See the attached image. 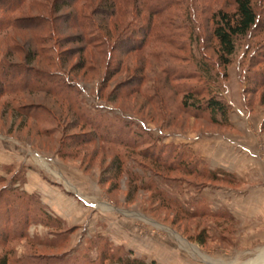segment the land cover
Segmentation results:
<instances>
[{
	"label": "rangeland",
	"instance_id": "374dc122",
	"mask_svg": "<svg viewBox=\"0 0 264 264\" xmlns=\"http://www.w3.org/2000/svg\"><path fill=\"white\" fill-rule=\"evenodd\" d=\"M28 1L18 15L42 16L49 23L44 30L0 34V59L27 64L30 51L35 49L33 39L49 36L53 26L57 27L58 32L46 44L54 47L50 51L54 60L35 56L28 63L31 67L54 70L61 61L60 54H71L66 70L80 84L83 104L93 111L103 109L111 118L118 115L117 127L126 131L121 134L118 129L124 138H131L127 133L131 128L145 133L143 128L148 127L157 147H182L193 165L201 160L203 169L226 173L210 178L206 170L198 175L199 171L194 174L160 167L145 153L148 144L130 150L92 141L86 135L91 128L78 123L66 102L45 93L0 94V237L7 231L2 230L7 227L3 210L7 200H14L15 205L21 201L25 208L38 201L50 214L40 195L25 186L32 169L41 170L48 183L59 180L69 193L77 191L99 204H93L82 225L64 222L65 228L74 229L61 247L42 246L24 237L10 240L0 245V263L12 250L9 264H17L14 259L18 256H77L80 252L93 261L88 264H100L96 237L103 236L122 252H117L120 260L110 259L103 264H132L124 244H116L102 233L110 231L112 222L122 232L129 231L128 239L134 241L144 237L155 246L159 239L187 249L194 246L199 258L208 264H264V82L260 80L264 60L253 61L264 51V0H253L259 26L246 37L237 38V50L228 67L220 64L213 15L220 10L234 13V0H186L166 16L174 20V26L158 28L169 36L151 40L146 48H132L130 36L126 37L130 30L124 31V25L134 20L133 5L124 20L108 16L106 22H101L108 43L92 47L76 41L78 32L62 21L73 7L54 14L58 0ZM98 1L89 0L83 7L85 1L80 0L75 7L82 6L83 12L90 15ZM118 23L122 25L115 28ZM202 64L210 66L211 74H204ZM188 93L203 103L215 96L229 104V124L213 123L206 114L193 115L194 110L184 107ZM28 107H43L52 114L37 121L24 114ZM142 135L139 141L148 140L147 133ZM131 136L136 140L134 133ZM117 151L130 156L128 165L142 176L140 179L132 181L124 170L116 175ZM61 172L77 188L68 186ZM14 193L23 195L21 200L13 199ZM230 202L237 208L246 205L254 213L239 219L229 212ZM257 211L261 212L259 217ZM38 219L34 216L28 234L50 237V226Z\"/></svg>",
	"mask_w": 264,
	"mask_h": 264
},
{
	"label": "trees",
	"instance_id": "16d2710c",
	"mask_svg": "<svg viewBox=\"0 0 264 264\" xmlns=\"http://www.w3.org/2000/svg\"><path fill=\"white\" fill-rule=\"evenodd\" d=\"M27 1L28 0H0V34L12 30L30 29L38 31L45 29L46 25L49 23L48 19L42 16L20 17L18 15V12ZM79 1L80 0H58L53 8L54 14H57L62 12L64 8H68L69 10L73 7V10L63 16L62 21L68 24V29L76 30L79 33H77L76 41L80 40L85 45L92 47L107 45L109 39H106V35V37L104 36L101 22H106L108 16L110 18L117 17L116 20H118V18L124 20L126 16L130 14L131 6L133 5L134 9L131 13L134 14V20L131 24L124 25V31L127 32L130 30L126 37L130 36L129 41L132 40L131 43L133 42V44H131L132 48H146L151 40H162L169 36L159 31L158 28H167L170 25L174 26V20L166 16H170L173 10L179 7L181 3L184 5L186 0H99L98 5H96V8L90 15L83 12L82 6L79 8L75 7V4ZM84 1L85 4L83 7L88 4L87 1L89 0ZM28 2L36 3L38 1L29 0ZM234 2L236 4L234 13L220 10L213 15L215 23L213 33L218 41L220 64L224 67H228L231 64L232 57L236 53L237 38L246 37L257 28L260 23V18L254 8L253 0H234ZM100 16H104V18H100ZM120 25L122 24L118 23V26H115V28ZM57 32V27L53 26V31L49 36H39L33 39L35 49L32 52L30 51L28 63H32L35 56H43L49 60H54L52 59L53 56L50 55V51H52L54 47L50 48V46L46 44L54 38L53 36ZM138 35H140V37H138ZM13 48L17 49V46L14 45ZM69 55L71 54L65 53L64 57H61L60 54L61 61L59 66L54 70H40L31 67L28 63L16 64L6 58L0 59V94H20L26 92L45 93L56 98L59 102H66L69 104V109L76 117L78 123H83L84 126L91 128L92 131L86 135L91 137L92 141L96 142L101 140L104 143L110 144L113 148L124 147L130 148V150H135V148L141 144H148L149 147L145 150V153L160 167L181 169L194 174H196V171H199L198 175H201V173L206 170L205 173L208 174L207 176L210 178H219L218 176L220 173H226L223 170L210 169L209 167L203 169L199 165L201 160H199V163H196V165H193L191 161H188V152H183L184 149H182V147L179 148L174 145L164 144L157 147L156 141L152 139L150 135V133L152 135L153 133L148 127L145 129L143 128L145 133H138L136 129L131 128L127 131L131 138H128L129 136L124 138L121 134L126 133V131L123 127H117L118 119H116V117H118V115H112L111 118L107 112L102 111L103 109L93 107L96 110L93 111L92 107L83 104L84 98H82V88L74 75L66 70V63L69 61ZM260 60H264V51L253 59L254 62ZM202 68L205 70V75L211 74L212 71L209 65L202 64ZM260 80L264 82V75L260 76ZM192 93H188L185 96L184 107L194 110L193 115L203 116L206 114L205 116H209L213 123L229 124V104L215 96H211L203 103ZM48 113L52 114L51 111L43 107H28L24 114L33 117L34 120L43 121L44 119H48ZM113 117L115 119H113ZM124 122L125 126H127V122L125 120ZM118 129H120L121 134ZM132 133H134V136L138 139L136 138L135 140V138L131 136ZM146 133L148 135V140L139 141L143 139L142 134ZM130 154H132V152H130ZM191 155L197 156L195 153H191ZM127 157L130 156L122 155L117 151L115 160L116 175H119L124 170L132 178V181L140 179L142 176L136 173L134 168L132 169L129 167ZM139 166H141L144 172L147 171L146 167L142 165ZM142 181L143 179L141 182ZM14 191H17V189ZM160 192V194L163 195V191ZM14 196L13 199L21 200L23 195H16L14 193ZM28 197L30 196L28 195ZM1 198L2 196H0V200H2ZM164 199L166 200L167 198L165 197ZM168 201L172 203V201ZM7 202V205L3 207L5 214L4 221H6L7 227L1 228L3 231L7 228V231L4 232V236L0 237V245L8 243L10 240L14 241L15 239L24 237L42 246L61 247L62 244L68 240V235L71 230L74 229V227L65 228L64 221L49 214L44 206L38 205V201L29 208H25V205H21V201H18L16 205L14 200H7ZM34 216H39L38 220L41 219L44 224L50 226V231L52 232L50 237L40 238L39 236L33 237L28 234L27 227L33 223L32 220ZM40 216L43 217L41 218ZM12 225H14V227H12ZM96 240V249L99 254L100 264L110 259L120 260L118 253L119 251L120 254L122 253L121 249L109 242L108 238L99 236L96 237ZM100 241L101 243H99ZM201 243L203 244L204 241H201ZM11 251L12 250L8 251V253L3 256L0 264H9V255H11ZM83 254V252H80L79 255L75 256L62 253L50 257L25 255L16 257L14 261L17 264H88L93 262L89 256Z\"/></svg>",
	"mask_w": 264,
	"mask_h": 264
},
{
	"label": "crops",
	"instance_id": "0c3cea01",
	"mask_svg": "<svg viewBox=\"0 0 264 264\" xmlns=\"http://www.w3.org/2000/svg\"><path fill=\"white\" fill-rule=\"evenodd\" d=\"M61 173V178L68 181L69 184L67 185H73L70 179L63 172ZM27 176L26 188L30 192L38 193L50 214L62 219L69 226L82 225L84 220H88L89 209L99 205L88 198H84V195L82 197L81 193L77 191L69 193L70 191L68 192V189L64 188V184L59 180L55 181L51 179L50 183H48L43 178L41 170L32 169L27 173ZM83 199L85 202H82L84 201ZM230 203L231 205L227 206L229 212L239 219L244 218L248 213H254L252 210L248 211V206L246 205V208H242L241 206L237 208L233 205V202ZM101 207L104 208L103 204H101ZM262 208L264 209V201H262ZM255 213L258 217L261 214L260 211ZM261 220L263 219L261 218ZM108 228L110 231H103L102 233L109 236L114 243L119 245L124 244L123 246L130 252L129 256L132 264H208L207 261L199 258L198 249H195L194 246L187 249L176 243L172 245L166 239H159V244L155 246L148 238H138L135 241L132 238L128 239L130 235L129 231L122 232L121 228L119 226L114 227L112 222ZM136 240L140 243H136ZM75 244L77 243L75 242Z\"/></svg>",
	"mask_w": 264,
	"mask_h": 264
}]
</instances>
